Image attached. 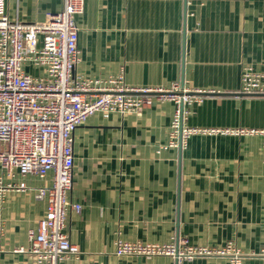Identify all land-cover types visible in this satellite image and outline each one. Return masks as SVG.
Segmentation results:
<instances>
[{"label": "crops", "instance_id": "crops-1", "mask_svg": "<svg viewBox=\"0 0 264 264\" xmlns=\"http://www.w3.org/2000/svg\"><path fill=\"white\" fill-rule=\"evenodd\" d=\"M61 0H5L10 18L34 23ZM78 78L122 77L130 87L195 92L182 125L264 129V95L240 91L244 67L264 70V0H84L77 17ZM199 92H197V91ZM175 104L153 100L134 112H96L73 132V185L64 231L79 253L59 264H177L169 256H116L115 241L219 248L264 264V145L260 134H194L169 141ZM50 176L7 175L0 186V264H32L19 246L45 212L35 198ZM181 264H227L197 257Z\"/></svg>", "mask_w": 264, "mask_h": 264}, {"label": "built area", "instance_id": "built-area-1", "mask_svg": "<svg viewBox=\"0 0 264 264\" xmlns=\"http://www.w3.org/2000/svg\"><path fill=\"white\" fill-rule=\"evenodd\" d=\"M83 11L84 0H61L58 10L47 11L40 22L28 23L10 18L5 0H0V165L7 175L50 176L49 184L35 190V198L45 202V212L36 228L28 231L29 246L14 249L27 253L32 264H59L79 253L64 228L67 211L79 214L82 207L69 203L67 195L73 185V132L92 114H125L153 100H169L175 110L163 148L183 146L194 134H260L264 145V129L183 126L184 106L195 92L181 84L130 87L122 77L100 82L74 76L80 60L77 17ZM240 91L264 95V70L244 67ZM24 188V183L1 185L0 196L7 189ZM114 253L169 256L177 264L212 256L226 258L227 264H243L245 257L231 242L213 248L190 245L184 239L161 244L118 238ZM257 255L264 256V248Z\"/></svg>", "mask_w": 264, "mask_h": 264}]
</instances>
